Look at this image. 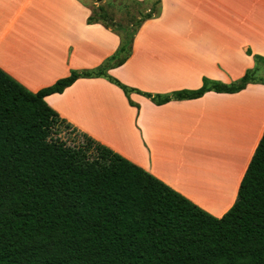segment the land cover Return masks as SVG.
<instances>
[{"label": "crops", "instance_id": "crops-1", "mask_svg": "<svg viewBox=\"0 0 264 264\" xmlns=\"http://www.w3.org/2000/svg\"><path fill=\"white\" fill-rule=\"evenodd\" d=\"M91 12L81 0H0V68L36 93L73 71L99 67L121 41L102 23L90 24ZM255 55L264 58V0H161L130 58L108 75L145 93L171 95L199 89L205 78L235 83L256 67ZM130 98L139 108L97 77L80 78L45 101L78 133L223 217L264 134V84L163 105L136 92Z\"/></svg>", "mask_w": 264, "mask_h": 264}, {"label": "trees", "instance_id": "trees-1", "mask_svg": "<svg viewBox=\"0 0 264 264\" xmlns=\"http://www.w3.org/2000/svg\"><path fill=\"white\" fill-rule=\"evenodd\" d=\"M132 1L139 16L128 8L126 24L114 23L102 6L89 16L90 24L121 37L99 67L73 71L36 93L0 68V264H264V134L236 202L221 218L86 134L79 146L62 139V129L72 126L45 98L80 78H107L137 108L134 92L163 105L264 84L256 79L264 64L258 55L256 67L235 83L205 78L199 89L171 95L111 77L108 71L130 58L142 24L161 11V0L143 11L144 1Z\"/></svg>", "mask_w": 264, "mask_h": 264}, {"label": "rangeland", "instance_id": "rangeland-1", "mask_svg": "<svg viewBox=\"0 0 264 264\" xmlns=\"http://www.w3.org/2000/svg\"><path fill=\"white\" fill-rule=\"evenodd\" d=\"M81 1H85L87 4L91 5L92 10H94L95 13L96 12L101 13L102 10L101 9L98 10V7L102 6L104 10H106V12H108V14L113 18L114 23H122V24L127 23L129 18V14H128L129 12L127 11L128 8H130L129 11L131 13L139 16L136 8L137 4L135 3L136 5L134 6L133 5L134 1L132 0H81ZM141 1H144L143 4H147V6H143L142 11L144 10L145 7L146 9L149 8V6H151L154 2V0H141ZM116 34L120 37L119 33ZM120 41H121V37H120ZM256 79L264 81V73L258 74ZM61 137L71 146H79L84 142V137L82 136V134L72 132V128L69 130L63 128L61 131Z\"/></svg>", "mask_w": 264, "mask_h": 264}, {"label": "bare ground", "instance_id": "bare-ground-1", "mask_svg": "<svg viewBox=\"0 0 264 264\" xmlns=\"http://www.w3.org/2000/svg\"><path fill=\"white\" fill-rule=\"evenodd\" d=\"M205 198H206V197H205ZM207 198H208V197H207ZM203 200H204V199H203ZM203 200H202V201H203ZM206 200H207V199H206ZM202 203H203V202H202Z\"/></svg>", "mask_w": 264, "mask_h": 264}]
</instances>
